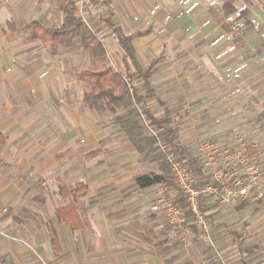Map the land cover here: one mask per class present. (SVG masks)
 <instances>
[{
    "label": "crops",
    "instance_id": "0c3cea01",
    "mask_svg": "<svg viewBox=\"0 0 264 264\" xmlns=\"http://www.w3.org/2000/svg\"><path fill=\"white\" fill-rule=\"evenodd\" d=\"M66 1L73 3L103 45L115 70L125 69L115 31L133 35L132 46L142 69L158 61L147 84L135 82L143 95L151 93L145 103L155 118L167 117L178 106L188 107L189 95L183 90H192L195 83L201 127H210L205 118L227 123L233 131L244 123L251 136L252 131L264 135V39L259 32L238 37L222 27L229 25L233 31V21L241 20L247 24L246 31L254 23L264 26V12L257 0ZM28 12L37 13L30 22L38 20L45 26H59L64 21L53 0H0V27L4 26L0 34L18 43L19 52L12 54L16 57L20 48L31 47L19 44L13 18ZM8 21L14 23L13 30ZM26 31L30 36L28 25ZM253 36L260 37L261 43L252 49L247 43ZM37 42L50 65L41 59L32 66L33 77L9 78V83L25 96L34 81L41 84L45 103L35 96L39 105L20 106L10 91H0V136L4 138L0 209H6L0 218V264H264V226H254L255 218H251L244 228L236 213L243 207L221 212L212 208L205 218L210 228L207 240L194 238L186 247L177 243L163 213L151 210L155 190L166 188L135 185L138 169H128L135 167L133 161H139V155L116 127H98L92 120L97 113L82 102L84 86L76 75L94 67L93 58L80 49L54 46L53 51H46L48 45ZM175 48H179L176 53ZM178 63L184 67L173 73L188 74L186 79L196 73L195 82L190 79L179 85L153 78L171 73ZM128 66L133 72L132 65ZM75 85L83 86L77 97L70 92ZM209 88L213 89L209 92ZM0 89L7 90V84L0 82ZM161 90L180 92V103L172 101V93L165 96L168 104L166 99L155 98ZM185 112L184 117L188 116ZM72 145L75 149H70ZM78 184L80 193L74 197L72 191ZM144 195H152V202L143 200ZM70 204L73 211L68 216L62 213L68 220L58 219L57 212ZM241 226L244 231H238ZM254 233L261 242L250 243Z\"/></svg>",
    "mask_w": 264,
    "mask_h": 264
},
{
    "label": "rangeland",
    "instance_id": "374dc122",
    "mask_svg": "<svg viewBox=\"0 0 264 264\" xmlns=\"http://www.w3.org/2000/svg\"><path fill=\"white\" fill-rule=\"evenodd\" d=\"M257 1L258 2L256 1L255 2L260 3L258 5V8H261V10L264 12V1L263 0H260V2L259 0ZM36 14L37 13L34 14L32 12H28L24 16L18 13L14 15L13 19L16 25H18L17 27L19 29L17 33V35L19 36L18 40L20 41L19 44L21 45V43L23 42L25 44H28L31 47V49L20 48V53H19L20 55L18 57H16L15 55H12L16 52H19L18 43L15 45V42L6 40V38H4L3 35L0 34V82H5L7 84V90L0 89V91H3L5 94L7 91H10V94L12 93L14 97L19 101V105L26 106V107L30 105H33L32 107L37 106L38 101L35 99V96L39 97L40 103L41 102L45 103V101L42 100V95H41L44 91L43 86H41V84L36 83L34 81V83L31 84V86L33 87L31 91L29 92V96H25L24 92L23 94H18L12 89L9 83V78L12 81H14V77H18V78L27 77L29 79L33 77V75H31V72H32V66H34V64L39 63L41 59H42L41 63L44 61V59H46V61L49 60L47 59L46 56L45 57L43 56L41 52L42 46H39L37 41H31L32 39L29 36V32L26 31V27L29 24L30 20L33 19L34 17H37ZM233 22H234L233 24L234 26L233 25L231 26L235 28L232 31L234 35L238 37H241V35H244V34L247 35L246 33H249L250 35H252V33H254L255 31V34H257V32L261 33L260 35L264 39V29H263L264 26H262L261 23L259 25L254 23L252 27L251 28L249 27V30L246 31L245 30L246 29L245 26L247 25L246 22H244L243 20L233 21ZM3 27H0V28L3 29ZM261 29H263V31ZM19 33H22L21 35L22 37H20ZM253 38L254 39L252 41L247 43L249 48H252V49L255 48L256 46H259L261 43L260 37L253 36ZM239 47L240 45H238V48ZM46 48H47L46 51H48V49L49 51L50 49L52 51L55 49V47L51 45H48ZM175 49L177 50H174L173 51L174 53H176L179 50V48H175ZM9 50L11 53H9ZM168 58L169 57L167 55L165 59H168ZM77 61L78 63L81 62L79 58L77 59ZM50 63L51 61L43 62L44 65H48V64L50 65ZM7 66H9V68H7L4 72V68ZM178 67H184V65L181 63H178L175 67L171 68V73L167 71L169 74H157V75H154L153 78L155 79V77H157L159 82H177V84L179 85H181V83L185 85L187 81H190V79H193L192 80L193 82L196 81L197 79L196 73H194V75L191 78L189 77V79H186V77H188V74L181 75V74H178L177 72L173 73V71L174 70L176 71ZM193 71H195V69ZM137 81L141 82V80H137ZM195 86L197 85L194 83L193 84L194 88L192 90H190L189 88L183 90V92L186 93L185 94L186 96L189 95L188 107H184V105H182V107L178 106L177 108H173L172 110H170L171 112L169 111V114L167 115V117L171 120L172 124H174L172 127L175 130V133L177 135V141L179 142L183 150H185L187 153H190L200 158L202 166H203V171L210 177V182L206 184H208L210 188L216 187V191L212 190V193L209 194L208 196H206V194L208 193H205V192L198 193L197 196L200 195L199 200L201 198V199H207L208 202H211V204L215 208V212L217 211L221 212L223 210L229 211L233 209L232 207L234 206H236L235 208L243 207L239 212L236 211V213L240 217L239 218L241 222L240 224L244 228H248V225L251 223L250 219L255 218L253 221V223L256 221L254 226L257 225L258 228H262L264 226V223H263L264 222V195H263V198L255 200L257 202L242 203L239 198L236 199L235 201H230V203H227V202L220 203L219 200L221 199L223 192H224L222 183H224L225 185H227V183L231 185L233 182V178L230 177L232 175V172L239 173L237 178L244 177L245 173L247 174L249 172L251 173L255 172L258 178V185L261 187L262 191L264 192V135L259 134L257 136V132L253 133L252 131L253 136H251V134L246 132L247 131L245 130L246 127H243L244 123H242L241 127L236 129V131H233L230 128H228L227 123H220V122H217L216 120H215L216 122L215 121L209 122V121H205V118H203L204 122L207 123L210 127L208 128L201 127V124L203 122H201L199 119H201L203 116L201 115V112H199L200 110L197 107L198 99L196 96L197 90ZM212 89L213 88H209V92ZM48 91H50V89ZM81 91H83L82 85L81 86L75 85L74 87L70 89V92H72L71 94L74 97H77ZM177 92L178 91L161 90L159 94L157 95V97L155 94H154V97L166 99L167 104H168L170 101H168V98H166L165 96L172 93L171 94L173 97L172 101L176 100L177 103H180L181 95L179 96L180 92H178V95H177ZM191 93H193L194 95L191 96L190 95ZM211 95L212 94L210 93V96ZM217 107L220 110L222 109L221 106H217ZM163 108L159 107L158 109L162 111ZM211 108H213L212 105H211ZM35 109L36 108L33 109V112H35ZM185 111H188V116L186 117L182 116L183 113H186ZM206 111L207 110H205V112ZM209 113L211 115L212 112H209ZM92 120H94V122L97 121L98 127H102V129H106V127L107 126L109 127L110 125V116L107 114L97 113V116L93 115ZM186 120H189V121H186ZM252 124H255V123H252ZM253 126H254L253 129H254L255 125ZM211 131H214V132H211ZM108 132L112 133L110 130ZM32 135H34L35 137H38V133L35 131H33ZM260 136H263V137H260ZM204 145H208V146L211 145L209 146V149L216 150L215 154L213 155H210V151H209L211 160L213 161V163H215L213 171L211 170L210 167H206V162H207L205 158L206 152L202 153L200 151V148ZM70 149H75V146L72 145ZM105 153L107 154L106 149H105ZM133 162L135 163V167L128 169V170L132 171L137 168L138 172H135L136 175L138 174L141 175L143 172H146L148 174L153 171L156 172L157 170L155 164H153L152 162L143 161L141 158H139V161H137V158H136V161H133ZM170 170H171V167H170ZM215 171H217L215 173L216 175L220 173L219 174L220 176L218 177L220 182H217L211 176V174ZM146 173H143V174H146ZM171 173L173 175L172 170H171ZM255 173L253 174V176L255 175ZM60 174L64 176L63 172L62 173L60 172ZM195 181L197 182V177L195 178ZM204 185L196 186V183L194 182L193 186H196V189L198 190V189H201ZM155 193H154V199L152 198L154 200L153 202L151 200L152 195L151 196L149 195L150 197L144 195L143 200L144 198L146 200L150 198L152 202L151 210H153L154 205H156L158 208L157 210H153V211L157 213L159 212L163 213L164 219H165V212L161 206V204L164 205L165 203H163L162 201H166V199H169L172 202L173 196L175 195H173V192L171 190L170 191H166V190L159 191V188L155 190ZM225 196L231 199V197L228 196L226 193H225ZM199 200H198V205H199ZM246 204H249V205L244 207V205ZM249 207H254V208H249ZM181 215L183 218V226L186 228L188 226L190 229L188 237H187V242L189 244L191 243L192 239L198 238V237L205 238L207 240L208 238L207 235L210 232V228H209L208 223L206 222L207 220H205L204 217H202L204 221V227L199 228V227H196L197 224L195 225V228L198 232V234L195 236L194 234L191 233V225L186 221L184 215L183 214ZM232 215H235V214L231 213L230 216ZM165 221L171 227L172 234H173L174 226L170 225L166 219ZM193 221H194L193 224H195L196 220L194 216H193ZM242 226H241V229H239L238 231H241V230L244 231V228L242 229ZM173 238L176 239L177 243H179L180 245L182 244V246L184 247V243L181 242L174 234H173ZM257 241L261 242L260 237H258L257 234L254 233L250 243L252 244L258 243Z\"/></svg>",
    "mask_w": 264,
    "mask_h": 264
},
{
    "label": "trees",
    "instance_id": "16d2710c",
    "mask_svg": "<svg viewBox=\"0 0 264 264\" xmlns=\"http://www.w3.org/2000/svg\"><path fill=\"white\" fill-rule=\"evenodd\" d=\"M53 2L64 16L63 23L59 26H45L41 21H31L28 24L31 39L44 46H58L72 51L80 49L93 58L96 65L76 75L77 80L84 86L83 104L96 113L109 115L110 125L117 128L140 158L155 164L156 172L136 176L135 185L141 189L159 185L167 191L171 190L175 195L173 204L181 209L186 221L191 225V231L197 232L187 200L171 173L169 159L173 158L189 167L197 177L196 186L210 182V177L203 171L200 158L187 153L180 146L170 119L166 116L157 119L152 115L145 103L151 93L146 91V95H143L139 85L135 84L137 80L147 84L158 61L153 60L142 69L132 46L133 35L124 36L115 31L123 55L121 62L125 68L124 72L115 70L107 59L103 45L79 17L73 3L66 0ZM7 24L10 30L14 29L12 21ZM222 27L226 33L232 32L229 25L222 24ZM128 63L132 65L133 72ZM3 142V136H0V151ZM77 186L79 184L72 191L74 197L80 193ZM212 208L214 206L211 202L200 198L198 210L202 217L207 219V213ZM70 211H73V204L60 209L56 216L62 221H67L62 213L68 216Z\"/></svg>",
    "mask_w": 264,
    "mask_h": 264
},
{
    "label": "built area",
    "instance_id": "2783aa9c",
    "mask_svg": "<svg viewBox=\"0 0 264 264\" xmlns=\"http://www.w3.org/2000/svg\"><path fill=\"white\" fill-rule=\"evenodd\" d=\"M209 146L208 145L202 146L200 148V151L202 153L206 152V156H205L207 160L206 167H210L211 170L213 171L215 163H213V161L211 160L210 155L215 154L216 150L209 149ZM209 151H210V155H209ZM169 162L171 165L170 166L171 170L173 172V177L175 178V181L177 185L179 186L181 192L185 195L187 199L191 214L195 217V220H196L195 225L197 224L196 227H199V228L204 227V221H203L202 215L200 214L198 210V200H199L200 195L197 196V194L205 192V193H208L206 194V196H208L209 194L212 193V190L216 191V187L210 188L209 185L206 184L201 189L197 190L196 186H193L194 182L196 183L195 181L196 177H194L195 175L193 174L192 170L189 167L183 165L181 162L173 158H170ZM216 172L217 171L213 172L211 176L214 180H216L217 182H220L218 179V177L220 176L219 175L220 173L216 175L215 174ZM254 173L255 172L253 173L249 172L247 174L245 173L244 177L237 178L239 173L232 172V175L230 177L233 178V182L231 185H229L228 183L227 185H225L224 183L221 182L224 192L219 202L220 203L222 202L230 203V201H235L236 199L239 198L242 203H246V202H257L255 200L263 198L264 192L262 191L261 187L258 185V178H257L256 173L253 176ZM225 193L228 196H230L231 199L227 198L225 196ZM162 202L165 203L164 205L161 204L165 212V219L170 225L174 226L173 234L181 242H183L184 247H186L187 245H189V243L187 242V237H188L190 229L188 226H187L188 229L183 226V218L181 215L183 213L181 209L177 207L176 205H174L169 199H166V201H162ZM153 208H154L153 210H157L158 207L154 205ZM5 213H6L5 208L0 209V218Z\"/></svg>",
    "mask_w": 264,
    "mask_h": 264
}]
</instances>
